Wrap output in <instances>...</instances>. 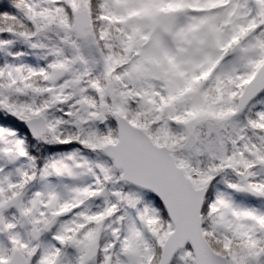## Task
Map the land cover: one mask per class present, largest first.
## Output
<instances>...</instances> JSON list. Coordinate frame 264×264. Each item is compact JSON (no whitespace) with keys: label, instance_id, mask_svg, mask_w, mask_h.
I'll return each instance as SVG.
<instances>
[{"label":"snow or ice","instance_id":"obj_1","mask_svg":"<svg viewBox=\"0 0 264 264\" xmlns=\"http://www.w3.org/2000/svg\"><path fill=\"white\" fill-rule=\"evenodd\" d=\"M0 264H264V0H0Z\"/></svg>","mask_w":264,"mask_h":264}]
</instances>
